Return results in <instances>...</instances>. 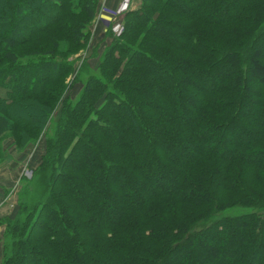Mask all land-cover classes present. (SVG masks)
I'll return each mask as SVG.
<instances>
[{
  "label": "trees",
  "instance_id": "trees-1",
  "mask_svg": "<svg viewBox=\"0 0 264 264\" xmlns=\"http://www.w3.org/2000/svg\"><path fill=\"white\" fill-rule=\"evenodd\" d=\"M6 1L0 162L61 112L1 264H264V0H143L76 98L98 0Z\"/></svg>",
  "mask_w": 264,
  "mask_h": 264
},
{
  "label": "rangeland",
  "instance_id": "rangeland-1",
  "mask_svg": "<svg viewBox=\"0 0 264 264\" xmlns=\"http://www.w3.org/2000/svg\"><path fill=\"white\" fill-rule=\"evenodd\" d=\"M9 0L6 1V3ZM143 5V0H117L114 3L110 0H98L97 11L95 17L91 20L88 25V36L85 44L80 48H77L75 52L68 56V59L75 60L76 70L70 77H68L69 85L67 94H70L72 98H76L83 84L86 82L89 75L98 73V66L102 54L107 48H109L113 42L114 38L120 36L124 29L127 19V13L130 11L139 10ZM117 53V52H116ZM259 60V59H258ZM227 71L225 66L221 68L218 75ZM80 71V72H79ZM79 72V74H78ZM76 74L80 77V82L77 81L73 83ZM216 80L217 75L214 76ZM256 82H264V74L260 73L254 77ZM213 81L208 80L207 86H210ZM261 84V83H260ZM6 90L2 89L1 94L5 95ZM60 110H55L48 122L47 128L43 130L41 135L38 137L35 143L28 144L23 150H18L19 142L14 138V134L6 137L2 141L3 147L10 152L12 159L8 161H2L0 164L3 165V173L5 176H0L1 184L9 186L10 188H5L6 199L1 205H7L13 211L10 213L0 215V220L7 216L14 218L17 211L20 209V203L26 202L30 206L35 202L44 199L45 194L43 191V186L38 182V177L35 176L34 170L37 168L38 164L41 162L42 155L45 153L46 149V138L47 134L53 133L56 120L59 118ZM248 112V109H247ZM29 118H31L29 116ZM49 126V127H48ZM47 131V132H46ZM232 130L228 132V139H231ZM245 138H249L250 135H245ZM22 147V146H21ZM37 178L34 179L35 177ZM30 189L29 195H27L26 189ZM157 188V187H156ZM146 193H143V197ZM14 196V201H10V198ZM142 196V195H141ZM139 195L138 198H141ZM114 208V206H113ZM251 207L237 206L226 210L228 214L231 213H244L250 212ZM264 211L260 209L259 211ZM113 211V210H112ZM119 212V211H117ZM2 227V228H1ZM0 264L2 261L3 246L5 243V229L6 224L0 223ZM224 245H226L224 243ZM240 249V248H238Z\"/></svg>",
  "mask_w": 264,
  "mask_h": 264
},
{
  "label": "crops",
  "instance_id": "crops-1",
  "mask_svg": "<svg viewBox=\"0 0 264 264\" xmlns=\"http://www.w3.org/2000/svg\"><path fill=\"white\" fill-rule=\"evenodd\" d=\"M115 1H117V0H110V2H112V3H114ZM1 168L3 169V165L2 164H0V176H3L4 177L5 174L3 173V171H1L2 170ZM1 183L2 182L0 181V215H2V214L3 215L4 214H7L8 215V213H10V215H11V213L13 211H11V208L9 206L8 207H7V205L1 206L4 203L3 201L6 199V196H5V194H6L5 188H10V187L8 185L4 187V185H2ZM14 199H15V197L12 196L10 198V201H14ZM1 228H0V231H1Z\"/></svg>",
  "mask_w": 264,
  "mask_h": 264
}]
</instances>
